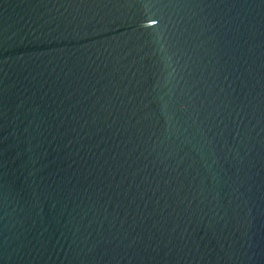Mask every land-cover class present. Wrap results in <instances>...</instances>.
Listing matches in <instances>:
<instances>
[{"label":"water","instance_id":"obj_1","mask_svg":"<svg viewBox=\"0 0 264 264\" xmlns=\"http://www.w3.org/2000/svg\"><path fill=\"white\" fill-rule=\"evenodd\" d=\"M0 264H264V0H0Z\"/></svg>","mask_w":264,"mask_h":264}]
</instances>
